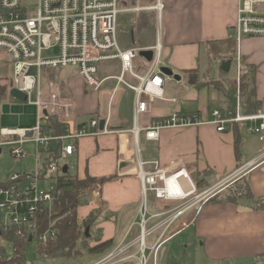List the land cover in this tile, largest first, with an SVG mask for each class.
Listing matches in <instances>:
<instances>
[{
	"label": "crops",
	"instance_id": "1",
	"mask_svg": "<svg viewBox=\"0 0 264 264\" xmlns=\"http://www.w3.org/2000/svg\"><path fill=\"white\" fill-rule=\"evenodd\" d=\"M157 2L162 5V66L180 76V81L170 77L164 80V100H154L150 115H141L135 122V93L115 79L121 71L119 60L101 64L100 77L109 79L98 92L89 89L76 70L54 72V90L61 99L74 103L72 129L91 120L105 122L109 117L108 128L113 132L76 142L74 156L79 162V176L82 178L88 172L97 179H109L90 191V202L78 209V220L82 224L94 214L92 246L107 241L111 244L97 253H84L81 258L89 255L88 260L80 264H96L110 255L113 257L108 264H139L142 195L137 177L138 161L147 163L146 169L155 161L170 172L186 169L196 174V180L199 176L205 181L208 189L254 158L261 148H256L257 139L240 127L236 153L232 129L218 132L209 124L185 130H163L159 141L146 140L143 130L152 119L166 118L175 112H197L210 120L214 108L229 102L238 55L256 68V93L264 111V38L245 39L237 46L234 39L237 0H122L120 15L131 16V29L128 38L119 37L118 24L121 49H149L156 44L159 22L154 7ZM227 62L230 67L225 71L222 67ZM234 63L236 71L231 75ZM209 69L207 80L220 81L225 88L223 95L212 87L197 89L188 83L186 72L206 73ZM125 81L132 85L138 83L130 75L125 76ZM172 99L177 102L172 103ZM101 100L104 112L100 108ZM135 126L141 130L137 142L132 134ZM244 179L255 198L264 202V168L252 171ZM229 185L217 193V201L205 202L199 208H190L185 202L156 199L150 207L147 200L145 229H152L144 239L148 264H178L191 246H196L207 264H254L258 258H264V208L256 209L252 200H226L225 190Z\"/></svg>",
	"mask_w": 264,
	"mask_h": 264
},
{
	"label": "built area",
	"instance_id": "2",
	"mask_svg": "<svg viewBox=\"0 0 264 264\" xmlns=\"http://www.w3.org/2000/svg\"><path fill=\"white\" fill-rule=\"evenodd\" d=\"M121 1L36 0L28 4L25 0H0V51L7 55L11 67L10 75H5L9 76V94L23 95L22 104L37 108L34 126L10 129L1 127L0 104V153L1 148L9 146L12 147L10 155L15 161L27 160L31 155L35 159L32 172L15 173L0 184V264H10L15 256L24 253L34 243L38 248H43L57 238L53 221H49L44 231L39 230L41 219L50 217L53 204L62 193L58 183L65 173L59 163L76 154L79 139L113 133L108 128L109 117L102 130L99 120H91L87 125L77 126L73 130L74 103L61 99L56 90L46 91L43 88V81L50 79L48 75L60 69L76 70L86 86L98 92L109 79L100 77L101 64L119 60L121 71L115 79L135 93L136 123L139 116L151 114L154 100H164L163 83L169 77L161 72L162 5L157 2L154 7L159 22L156 44L149 49L122 50L118 41ZM234 33L238 47L245 39L264 38V0H237ZM147 50L153 52L150 62L140 57V52ZM237 59L233 96L225 106L211 111L210 120H205L197 112H175L166 118L150 120L143 131L147 141L156 142L163 130H185L209 124L215 126L218 132H225L237 125L254 136L261 148L254 158L226 179L203 191L197 189L192 174L186 169L170 172L161 168L158 161L151 162L152 167L146 169L147 163L138 161L137 177L142 195L139 264H148L144 239L152 231L145 229L150 193L157 201L185 202L190 208H199L226 184L232 185L252 171L264 168V111L244 113L240 90L241 57L238 55ZM32 69L37 71L36 75L31 73ZM126 75L138 83H127ZM36 89L38 98L34 102L32 94ZM171 102L176 103L177 100L172 99ZM53 118L63 125V134L56 135L55 130L49 127ZM140 131L137 126L132 131L135 142ZM58 144L59 152L54 154ZM28 145L32 147V154L24 150ZM10 244L14 245V249H10L11 255L8 249ZM41 257L44 260L49 258L47 254ZM112 257L110 255L96 264H108ZM256 264H264V258H258Z\"/></svg>",
	"mask_w": 264,
	"mask_h": 264
},
{
	"label": "trees",
	"instance_id": "3",
	"mask_svg": "<svg viewBox=\"0 0 264 264\" xmlns=\"http://www.w3.org/2000/svg\"><path fill=\"white\" fill-rule=\"evenodd\" d=\"M210 69L200 74L199 70H190L186 72L188 74V83L197 89L204 87H212L218 93L223 95L224 86L219 81L214 86L211 82H206L207 75L210 73ZM2 90V89H1ZM0 90V98L3 96L4 91ZM240 90L243 100V109L245 114H255L259 110H262V103L258 100L256 93V68L254 65L246 64V59L241 57V79ZM49 127L53 128L56 135L63 134V125L58 122L57 119H51ZM235 137L236 153L240 143V126L235 125L232 128ZM60 144L56 145L55 153L59 152ZM240 167V166H239ZM242 177L240 180L234 183L237 185L238 191L232 193L229 191L226 194V200L237 202L239 200H252L255 208H264V202L255 198L252 188L247 180ZM109 179H97L85 173L84 177H80L77 173L70 174L69 170L59 179L58 188L62 190L61 195L55 200L50 217L46 216L41 219V228L39 231H44L49 224V221L55 222V228L57 229V238L51 241L46 247L37 248V252L40 256L47 254L49 258H77L82 257L83 253H97L101 250L109 247L111 242H98L97 245L92 246V237L86 236V230L91 228L95 223V215L91 214L90 217L82 224H79L78 209L80 207L88 205L90 202V191L96 184H102ZM196 186L199 191H203L206 188L205 181L199 176L196 180ZM238 194V195H237ZM217 196H214L209 201H217ZM11 263L17 264H35L27 260V250L24 253L15 256Z\"/></svg>",
	"mask_w": 264,
	"mask_h": 264
},
{
	"label": "rangeland",
	"instance_id": "4",
	"mask_svg": "<svg viewBox=\"0 0 264 264\" xmlns=\"http://www.w3.org/2000/svg\"><path fill=\"white\" fill-rule=\"evenodd\" d=\"M28 4H33L36 2V0H25ZM131 16L128 15H120L118 24H119V37H129L130 33L128 34V30L131 29ZM236 46L233 48V51L235 53ZM218 65L214 66V70L216 71L218 69ZM236 64L234 63L232 65L231 75L235 73L236 71ZM11 67L9 65V60L7 55L0 51V90L4 91L3 96L0 98V104L2 106V116H1V127L2 128H19V127H32L35 125L37 120V108L34 106H30L27 104H22L24 101L23 95L14 94L13 96L10 95V81L9 76L5 77V75H10ZM217 72V71H216ZM32 74H37V71L35 69L31 70ZM204 74V73H200ZM47 78H50L47 82L44 80L43 76V88L48 90H54L56 88V78L55 73L48 75ZM47 80V79H46ZM210 82V81H206ZM217 81H211V84L214 86V84H217ZM230 97L233 96V90H230L229 92ZM38 98V90L36 89L32 94V101H36ZM101 111H105V108H102L103 101L100 102ZM104 107V106H103ZM256 148H260L261 144L257 141L254 142ZM2 152L0 153V184L8 181L9 177L15 173H23V172H32L35 166V159L33 155L30 156L27 160H21L20 162L15 161L11 155L10 150L12 147L6 146L1 148ZM24 150L32 154V147L30 145L25 146ZM60 167L67 168L69 170L70 174H76L79 169V162L76 156L67 158L65 160H62L59 163ZM78 174V173H77ZM79 175V174H78ZM237 185L235 186L234 183L232 185H229L228 188L225 190V196L226 194L231 191L232 193H235V191H238ZM238 195V194H237ZM155 200L153 194H149L148 200L149 205L151 207L152 200ZM181 204H184L183 202H180ZM244 203V202H241ZM91 236V233H89ZM92 243V242H91ZM201 242H199V245ZM37 245L34 243L31 245V248L27 250V260L29 262H33L35 264H80L86 260H88V256L86 255V258H48L47 260L42 259V257L37 252ZM193 246H191L182 256L180 257V263L178 264H207L205 263L201 257L198 254V249ZM9 253L11 255L10 249H14V245L10 244L8 246ZM183 253V252H182ZM84 254V253H83ZM88 254V253H87ZM87 263V262H86ZM109 263V262H108ZM172 264V263H170ZM210 264V263H208ZM220 264H238L234 262H225ZM251 264V263H250ZM256 264V262L254 263Z\"/></svg>",
	"mask_w": 264,
	"mask_h": 264
},
{
	"label": "water",
	"instance_id": "5",
	"mask_svg": "<svg viewBox=\"0 0 264 264\" xmlns=\"http://www.w3.org/2000/svg\"><path fill=\"white\" fill-rule=\"evenodd\" d=\"M140 57H142L145 60L150 62L153 58V52L151 50L142 51V52H140ZM229 67H230V62H227L226 64L223 65L222 68L225 71H228ZM161 72L167 77H170V78H173L174 80L180 81V76L174 74V72L167 67H162ZM104 124H105L104 121L100 122V129L101 130L103 129ZM66 172H67V168H64V173H66ZM191 177H192V180L194 182H196V174H192ZM89 230H90L89 228H87V230H86V236L87 237L89 236Z\"/></svg>",
	"mask_w": 264,
	"mask_h": 264
}]
</instances>
